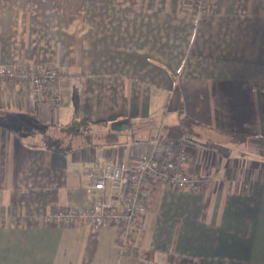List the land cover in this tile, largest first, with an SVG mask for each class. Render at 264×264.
<instances>
[{"label":"crops","instance_id":"crops-1","mask_svg":"<svg viewBox=\"0 0 264 264\" xmlns=\"http://www.w3.org/2000/svg\"><path fill=\"white\" fill-rule=\"evenodd\" d=\"M200 1L0 0V66H54L62 96L0 88V264H264V160L232 138L264 135V0ZM185 115L201 189L152 182L127 233L50 217L92 205L94 171ZM82 118L87 133L62 128Z\"/></svg>","mask_w":264,"mask_h":264},{"label":"built area","instance_id":"built-area-1","mask_svg":"<svg viewBox=\"0 0 264 264\" xmlns=\"http://www.w3.org/2000/svg\"><path fill=\"white\" fill-rule=\"evenodd\" d=\"M204 4L199 2V6ZM60 77L54 66L41 70L0 66V88L8 82L18 81L30 88L39 104L56 107L62 103L57 88ZM188 139L158 136L150 151L130 166L107 163L100 172H93L94 201L89 207L56 210L51 218L104 224L117 222L127 233L132 231L143 211L149 185L164 182L179 188L199 190L208 179L185 170Z\"/></svg>","mask_w":264,"mask_h":264},{"label":"trees","instance_id":"trees-1","mask_svg":"<svg viewBox=\"0 0 264 264\" xmlns=\"http://www.w3.org/2000/svg\"><path fill=\"white\" fill-rule=\"evenodd\" d=\"M180 111H184V105L181 104ZM197 122L188 117L184 116V119L181 123L167 125L166 134L169 137H185L186 139H192L199 136V132L196 131L195 125ZM63 129L68 130L74 134H85L91 130L90 121L86 118L75 119L69 122L68 124L62 126ZM117 131L110 128L107 134L108 140L116 139ZM232 138L237 143H244L246 145V153L256 157L258 159L264 160V135H249L243 133H234Z\"/></svg>","mask_w":264,"mask_h":264},{"label":"rangeland","instance_id":"rangeland-1","mask_svg":"<svg viewBox=\"0 0 264 264\" xmlns=\"http://www.w3.org/2000/svg\"><path fill=\"white\" fill-rule=\"evenodd\" d=\"M21 132V134L24 136V137H27V138H29V137H33L31 134H30V132H28V131H20ZM126 132H131L129 129H126ZM35 136V138H39L37 135H34ZM38 140V139H37ZM189 140L190 139H188V142H189ZM204 178H206V177H204Z\"/></svg>","mask_w":264,"mask_h":264},{"label":"water","instance_id":"water-1","mask_svg":"<svg viewBox=\"0 0 264 264\" xmlns=\"http://www.w3.org/2000/svg\"><path fill=\"white\" fill-rule=\"evenodd\" d=\"M127 126H128V124H126L125 122H122L120 124L113 125V128L117 129V130H121L123 128H126Z\"/></svg>","mask_w":264,"mask_h":264}]
</instances>
